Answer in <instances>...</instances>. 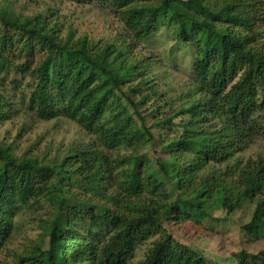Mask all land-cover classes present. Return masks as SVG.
<instances>
[{
	"label": "trees",
	"instance_id": "obj_1",
	"mask_svg": "<svg viewBox=\"0 0 264 264\" xmlns=\"http://www.w3.org/2000/svg\"><path fill=\"white\" fill-rule=\"evenodd\" d=\"M62 1L106 5L121 33L96 41L51 11L20 18L0 2V126L18 115L64 119L85 137L43 150L39 137L18 155L23 123L13 140H0V256L130 264L158 237L138 264H207L166 223L200 222L217 208L231 215L250 203L241 229L264 238V155L246 168L241 160L264 142V0ZM161 29L192 53L188 84L172 97L167 78L152 72L156 62L133 54ZM145 149L160 159L151 163ZM45 206L36 237L9 249L17 221ZM258 257L243 251L236 264H261Z\"/></svg>",
	"mask_w": 264,
	"mask_h": 264
},
{
	"label": "rangeland",
	"instance_id": "obj_2",
	"mask_svg": "<svg viewBox=\"0 0 264 264\" xmlns=\"http://www.w3.org/2000/svg\"><path fill=\"white\" fill-rule=\"evenodd\" d=\"M2 1L4 0H0V2ZM5 1L12 6V12L20 18L51 11L61 17L65 24L71 25L77 36L86 34L96 41L100 39L106 41L121 33L117 18L106 5L92 3L80 7L76 3L62 0ZM133 54L138 58L148 57L156 62L152 67L153 74H163L170 87L176 90L173 93H168L166 97L177 95L188 84L192 53L187 45L175 42L171 32L161 29L153 37L136 46ZM157 105H162V99L158 100ZM152 107H156L155 102L141 108L139 113H144ZM18 116L13 122L0 126V140L8 137L11 141L15 138L19 126L23 123L26 124V132L16 143L18 155L30 143L37 141L39 137H42L38 145L40 150H43L42 147L47 144L56 147L59 143L66 145L85 138L75 124L64 119L45 123L34 122L27 117ZM149 123L150 120L148 119L146 125L149 126ZM54 151L47 157L45 163L52 159ZM143 154H146L147 160L151 163L160 159L158 154L151 149H145ZM258 155H264V142H257L253 148L242 154L241 160L245 163L243 164L244 168L250 166L246 164L248 161H251L249 163L257 162V159L260 158ZM251 166L254 165L251 164ZM250 173L253 174L251 171ZM232 179L234 181L239 180V173L235 174ZM247 184L254 189L259 187L253 178H248ZM50 211V207L45 206L42 210L33 212L27 217L28 219L17 221V234L8 248L20 251L27 239H34L39 231L36 221L44 220ZM252 211L253 204L251 203L245 204L231 215H227L217 208L213 213V218L181 225H175L170 220L164 229L176 242L199 254L207 264H236V255L243 251L253 256L258 255V261L264 264V238H251L241 229L242 225L250 220ZM157 238L151 239L142 246L135 253L130 264H138L149 244ZM0 264H14V262L9 254L4 253L0 256Z\"/></svg>",
	"mask_w": 264,
	"mask_h": 264
}]
</instances>
